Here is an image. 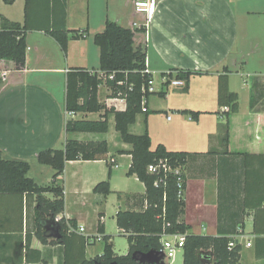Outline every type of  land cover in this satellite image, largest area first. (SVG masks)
Here are the masks:
<instances>
[{
	"label": "crops",
	"instance_id": "obj_1",
	"mask_svg": "<svg viewBox=\"0 0 264 264\" xmlns=\"http://www.w3.org/2000/svg\"><path fill=\"white\" fill-rule=\"evenodd\" d=\"M133 2L66 0L67 29L87 31L86 38L70 40L66 54L55 39L43 31L60 20L52 16L42 17L37 14L38 7H35V22L39 26L27 32L25 66L16 69L13 62H0V151L5 159L27 162L30 166L28 177L39 186L47 187L55 171L39 163L38 155L42 151L63 149L70 136H75L72 140L77 141L99 140L92 136L97 133L66 132L68 121L76 120L79 115L82 118L90 116L67 112V76L75 69H84L92 74L99 72L100 50L94 43V36L104 31L108 21L115 22L135 32L136 44L146 51L147 68L154 80L155 92L165 97L162 103L157 99L152 102V94L147 98L148 112L144 114L152 111L167 116L166 119L161 118L166 123V133L159 136L149 133L151 142L155 140L156 147L162 144L169 151L192 154L182 169L186 188L183 196L185 214L181 221L190 227L187 234L227 238L242 235L244 239L238 242L243 248L240 264H244L245 251H249L248 264H264V259L258 257L256 239L259 236L253 234L255 214L252 209L260 206L262 190L254 184L246 189L248 171L264 181V159L259 156L264 154V0H158L147 28H139L146 17L136 12ZM59 3L57 11L61 9ZM25 5L26 0H17L13 5H6L0 0V15L23 25ZM50 8L52 12L56 11L52 2ZM225 69L229 70L231 92L237 93L240 99L241 89L234 82L240 77L243 87L252 93L250 108L245 116L240 117L242 108L239 105V113L230 119L229 151L257 155L247 160L238 155L221 154L226 119L218 114L223 111L218 105V80ZM3 71H8L5 77L2 76ZM184 72L196 74L190 78L188 87L182 88L184 93L175 98L178 95H169L173 86H164L166 76L175 79ZM245 77L251 79L250 83ZM102 86L99 88L101 102ZM189 98L191 102L185 103V99ZM104 101L108 107L116 106L119 111L126 108L122 100L106 97ZM183 110L201 112V115L198 121H194L190 115L179 113ZM171 112H178L179 115L169 117ZM93 114L100 118L102 113ZM147 117L146 124H149L157 116ZM112 128L115 129L114 116L109 117V131L104 135H108ZM253 135L255 140H250ZM102 140L109 145L107 138ZM233 141L243 143L239 145L240 149L234 148ZM131 150L132 146L120 151L124 153L120 158L129 160L128 169L132 162ZM210 151L217 154H208ZM109 158L110 146L107 162ZM112 159L116 161L111 157L110 164ZM245 161L253 166L247 167ZM86 163L91 161L68 162L58 179L65 197V210L59 216L76 220L77 228L84 227L70 211L71 195L74 194L81 203L85 196H91L90 191L93 192L100 183L98 181L103 180L87 176L81 170ZM110 164L108 168L114 169ZM132 178L138 180L135 176ZM139 183L140 191L120 193L121 198H118L123 203L118 211L133 208L137 202L135 198L145 194L144 184ZM249 190L254 194L247 199ZM99 196L94 198L102 204L106 197ZM46 197L54 199L51 193ZM36 206V198L32 194L0 195V264H62L65 248L62 243L55 242L61 239L59 223L51 216L40 221L47 240V244H43L35 234ZM102 217L101 214L99 222ZM49 218L54 221L51 230H48ZM98 226L94 233H87L84 228L82 236L91 234L96 238L89 246L95 245L98 237H102L98 235ZM247 243H251V247L246 246ZM94 258L87 256L86 249V259Z\"/></svg>",
	"mask_w": 264,
	"mask_h": 264
},
{
	"label": "trees",
	"instance_id": "obj_2",
	"mask_svg": "<svg viewBox=\"0 0 264 264\" xmlns=\"http://www.w3.org/2000/svg\"><path fill=\"white\" fill-rule=\"evenodd\" d=\"M17 0H3L6 5H13ZM54 4V12L50 3ZM60 2V3H59ZM58 3L61 9L57 11ZM35 7L37 14L44 18H57L55 22L43 31L49 34L59 44L64 54L67 53L71 39H84L87 31H70L66 27V0H26L25 22L23 25L12 22L0 15V62H13L16 69H22L26 62L27 32L38 29L35 22ZM52 12V13H51ZM53 19V20H54ZM52 22V21H51ZM94 43L100 50L99 72L92 74L84 69L72 70L67 76L66 110L72 114L102 113L98 120H70L66 124L67 133H97L105 134L109 131V117L114 116L115 130L119 133L123 143L131 145L132 162L128 169V176H135L145 186V194L135 198L133 208L120 209L116 214L118 229L128 239V253L118 255L109 236H104L105 246L102 255L94 259H86V249L89 240L81 234L70 233V227L77 229V221L62 218L59 223L61 239L65 255L62 264H155L139 261L138 257L152 251H162L164 234L185 235L183 247V264H240L242 246L236 244L230 248L233 238L224 236H197L189 235L190 227L181 221L185 214V201L179 197L178 183L182 181L186 188V177L182 171L192 156L188 152H173L159 144L152 149L151 137L148 131L144 135H135L130 127L137 122L139 114L143 113V88L148 85L150 75L147 74V55L145 49L135 42V32L122 27L115 22L108 21L103 32L94 36ZM194 72L180 73L177 78L186 80L188 87ZM113 76L111 79L110 77ZM105 85L109 91L107 99L124 100L126 108L117 110L114 106L108 107L106 102L99 99V88ZM186 88V87H185ZM148 98V97H147ZM218 105L225 117L224 136L222 144L223 155H238L247 160L257 155L245 153H231L230 147V119L239 113V96L229 89V70L218 80ZM147 106V105H146ZM148 112V109H147ZM198 121L201 112L182 111ZM264 137V129H263ZM264 140V138H262ZM109 154L107 141H77L67 140L63 149H48L38 155L42 165L51 167L55 174L47 187L39 186L28 177L30 166L27 162L9 160L3 157L0 151V195L23 196L32 194L36 198V231L37 238L47 244L44 238L40 221L48 216L55 218L65 210L64 188L58 183L63 175L66 164L73 161H106ZM208 154H217L210 151ZM263 157L264 154L259 155ZM159 161L167 162L174 168H181V173L163 174L150 173L149 166ZM264 162V161H263ZM247 167L252 163L245 161ZM252 169V168H251ZM264 169V163H263ZM112 168L109 167L108 179L98 183L93 192L107 197L111 194L110 178ZM246 189L250 185H258L262 190L260 206H254L255 218L253 234L258 235L256 245L259 259H264V181L259 180L247 172ZM156 183H158L156 185ZM263 184V186H261ZM254 190V189H253ZM53 194L54 199L46 197ZM254 191H247V199ZM121 198V194H118ZM133 199V197H132ZM129 202V199H128ZM251 202H249L250 204ZM98 232L104 233V224L100 221ZM261 252V253H260ZM41 260H39L40 262Z\"/></svg>",
	"mask_w": 264,
	"mask_h": 264
},
{
	"label": "rangeland",
	"instance_id": "obj_3",
	"mask_svg": "<svg viewBox=\"0 0 264 264\" xmlns=\"http://www.w3.org/2000/svg\"><path fill=\"white\" fill-rule=\"evenodd\" d=\"M134 4V2H133ZM246 81L250 83V78L245 77ZM235 85L236 87L241 89V97L239 99V105L242 108V112L240 117L245 116V113L249 111L250 108V103H251V96L252 93L247 87H243V79L240 77H237L235 79ZM264 86V85H263ZM109 91L107 87L102 86L100 89V98L102 101L106 100V97L108 95ZM182 88H175L172 87L169 91L170 94H176L175 98H179L181 94H183ZM151 101L153 102L154 99H157L158 102L162 103L165 101V97L162 96L161 94H154L151 95ZM192 98V97H191ZM191 98L185 99V103L191 102ZM264 103V90H263V99ZM105 102V101H104ZM181 105V104H177ZM218 108V107H217ZM185 111V110H183ZM182 112V111H181ZM179 112L180 114H182ZM178 112H171L168 116L169 117H174L175 115H179ZM146 116L147 119L150 118L151 116H157L156 119L149 124H146ZM166 115L158 112H150L148 115L141 113L137 117V122L131 126L130 132L135 135H144L147 131L148 133L156 134L157 136L165 134L166 131V123L164 120L161 118L166 119ZM99 116L97 114H90V116L82 118L80 115L76 118V120H98ZM262 125L264 129V119H262ZM112 124V121H111ZM209 126V125H207ZM210 127V126H209ZM150 135V134H149ZM263 135V134H262ZM97 137L99 140H91V141H104L102 139H108L109 140V146H110V158L113 157L116 159L117 164L119 166L118 169H112V175L110 178V185H111V194L104 198L103 203L100 204L101 202L96 200V198H100L99 195H94L92 191H90L91 196H85L84 201L80 203V201H77V197L72 194L69 202V208L72 213H74L78 219L80 220L81 225L87 229V233H94V229L98 226L99 220H100V215L102 214L103 217L101 218V222L104 224V234H98L102 237L104 236H109L111 238V242L114 245V250L115 252L122 256L126 255L128 252V239L127 236L122 234L121 231L118 229L117 223H116V213L119 209V205L123 203L122 200H119L118 194L119 193H133V192H138L140 191V183L138 180H135L132 178L133 176H128L127 175V164L129 160L127 158L121 159L120 156L124 153L120 152L124 148H129L131 147L128 144H125L121 141L118 132L115 129H111L110 133L108 135L104 134H98V135H92ZM71 139L75 138V136H70ZM154 139V138H153ZM219 139V138H218ZM251 139L255 140V135H253ZM87 141V140H85ZM89 141V140H88ZM234 148L235 149H240V144L243 143H238L236 141H233ZM156 147L155 140L152 142V149ZM246 149V148H244ZM154 150V149H153ZM244 151V150H242ZM109 158V159H110ZM108 159L107 161H104V163H97L91 161V163H86L81 167V170L90 177H94V179H102L98 182L104 181L108 179V164H110ZM111 165V164H110ZM109 165V166H110ZM103 175V176H102ZM105 177V178H104ZM103 198V197H102ZM125 206H122L124 208ZM54 223L52 218H49L48 220V230L52 229V224ZM92 231V232H91ZM97 234V233H96ZM91 236V234L89 235ZM91 240H96L95 237L91 236ZM105 246V241L103 239H97L95 245H87V256L90 258H94L97 255H102L103 250ZM248 252L245 251L243 252V263L248 264L246 262V259L248 257ZM182 256L183 252L180 249L177 252L176 259L174 263L172 264H181L182 261ZM15 258V256L13 257ZM141 262L144 263H157V264H170L171 260L168 258V255L166 253H162L159 251H152L147 254H143L141 256Z\"/></svg>",
	"mask_w": 264,
	"mask_h": 264
},
{
	"label": "built area",
	"instance_id": "obj_4",
	"mask_svg": "<svg viewBox=\"0 0 264 264\" xmlns=\"http://www.w3.org/2000/svg\"><path fill=\"white\" fill-rule=\"evenodd\" d=\"M158 0H134V6H135V10L136 12L139 13H143L145 14V21L144 24L139 25V28H147L149 25V22L151 20V17L154 13L155 7L157 5ZM138 25V24H137ZM147 74L150 75V79L148 81V85L145 86L143 88V93H144V97H143V113H147V97L153 93H155V89H154V80L150 74V72L148 71V68L146 66V71ZM2 76L5 77L8 73V71H3L1 72ZM111 79L113 78V76L110 77ZM173 86L175 88H185L186 87V83L184 80L182 79H170L169 76H166V83L164 84V86ZM115 101H117L118 99H113ZM124 101V100H122ZM125 102V101H124ZM116 108V106H115ZM111 164L113 165L114 168L118 169L119 166L116 163V161L114 159L111 160ZM148 171L150 173H163V174H180L181 173V168H174L171 165H169L167 162H163V161H159L156 164H153L151 166H149ZM61 177V176H60ZM59 177V178H60ZM158 183H156L157 185ZM178 188H179V197L183 198L184 196V192H185V188L183 187V183L182 181H180L178 183ZM61 217L57 216L55 217V221L57 223H60L61 221ZM70 233H76V234H81L83 235L85 233V229L84 228H77L74 229L72 227H70L69 230ZM241 235V233L239 234ZM85 237L89 240V244H92L94 242V240L90 241V236H86ZM98 239H102V237H98ZM243 238V236H237V238H233V241H231V243L229 244L230 248H234L236 244H239L238 242L241 241ZM184 243H185V235H181V234H174V235H167L164 234L163 238H162V251L163 253H166L168 255V258L171 260V264L174 263L175 259H176V255L177 252L181 249L183 250L184 247ZM251 243H247L246 246L251 247Z\"/></svg>",
	"mask_w": 264,
	"mask_h": 264
},
{
	"label": "water",
	"instance_id": "obj_5",
	"mask_svg": "<svg viewBox=\"0 0 264 264\" xmlns=\"http://www.w3.org/2000/svg\"><path fill=\"white\" fill-rule=\"evenodd\" d=\"M138 259H139V257H138Z\"/></svg>",
	"mask_w": 264,
	"mask_h": 264
}]
</instances>
